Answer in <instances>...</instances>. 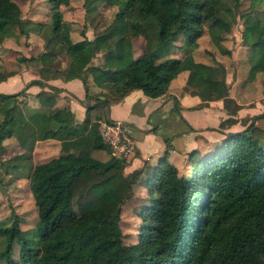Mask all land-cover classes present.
Here are the masks:
<instances>
[{"label": "trees", "instance_id": "16d2710c", "mask_svg": "<svg viewBox=\"0 0 264 264\" xmlns=\"http://www.w3.org/2000/svg\"><path fill=\"white\" fill-rule=\"evenodd\" d=\"M70 0H49L51 34L45 56L54 60L61 52H71V40L62 29L60 6ZM86 5H114V19L121 22L114 37L93 35L84 40L87 49L102 52L108 67L92 65L83 69L81 81L85 104L83 119L70 120L67 107L48 103L44 90L33 94L36 106H25V88L42 87V79L57 76V66H39V78L29 80L16 92H0V152L2 140L12 137L22 151L0 158L4 172L21 175L22 162L34 143L46 139L65 141L81 135L94 138L91 149L77 156L54 155L33 164L26 174L28 195L36 218L22 229V216L14 214L0 222V261L3 264H264V133L259 135L254 120L259 113L243 119L245 126L229 131L214 149L198 155L189 153L185 174L167 161L166 150L157 159L144 181L145 196L135 207L139 218L135 244H125L118 224L121 204L131 197V181L119 169L125 158L114 157L98 133L99 121L110 103L127 91L139 89L147 97L165 93L180 59L155 58L176 39H183L184 53L203 33H211L221 53L220 26L240 20L239 45L249 62L247 78L264 74V0H84ZM19 6L0 0V40L10 27L23 30ZM83 31H81L82 33ZM142 36L144 47L131 57V38ZM186 47H188L186 49ZM73 49V48H72ZM36 57L19 56V62ZM201 70V69H200ZM201 72V71H200ZM200 72L188 76L187 84L206 87ZM92 80V89L85 75ZM4 74L0 73V80ZM52 91L57 89L45 85ZM22 97V98H20ZM227 114L237 109L227 95L221 98ZM98 108L101 112L94 113ZM228 117L218 127L231 121ZM97 150H104L99 157ZM127 177V176H125ZM100 184L115 196L116 209L101 214L92 208V187ZM77 193L78 199L74 200ZM16 246V258L12 257Z\"/></svg>", "mask_w": 264, "mask_h": 264}, {"label": "rangeland", "instance_id": "374dc122", "mask_svg": "<svg viewBox=\"0 0 264 264\" xmlns=\"http://www.w3.org/2000/svg\"><path fill=\"white\" fill-rule=\"evenodd\" d=\"M13 1L19 6L20 15L24 19L23 30L25 32L20 33L19 29L13 26L9 29V36L0 40V73L3 74L10 71V69H17L18 65L33 66L29 61H17L19 56H33L36 57L35 65L42 63L45 60L44 52L47 51L45 43L51 34L49 0ZM225 1L231 3L233 0ZM247 2L248 0H241L240 6H245ZM68 5V7L60 6L61 9H59L62 13L61 20L64 22V30H66L70 40L71 38L83 36L80 31L87 32V35L91 37L99 34H106L109 37L116 35L117 29L121 24L120 21L114 19V14L117 11L116 6H107L102 3L86 5L84 0H70ZM207 25L208 23L203 25V33L196 39L197 42L194 46H189L186 53H184L183 39L179 37L170 46L164 48L155 58V61L180 59L178 68L172 77L173 85H185L188 76L204 69L203 71L208 78L206 87L195 88L191 84H186L188 89H196L197 96L201 100L222 98L224 95H230L236 99L241 97L242 101L250 99L251 105L249 106L252 107V113H264V74L257 72L252 79H248L246 68L249 62L246 52H243V50L236 52L235 50L233 58L230 57V52L221 53L219 47L213 43L211 33L206 32ZM240 29L238 17L233 23L221 25L219 28L220 47L230 51L233 45L239 41ZM73 41L72 39L71 43L74 44L71 45V49L74 48L76 50L78 44ZM130 41L131 57L134 58L135 54L144 47V39L138 35L132 37ZM197 45L198 47L195 48ZM83 46L85 45L81 44V47ZM61 58L62 55L59 54L58 59L61 60ZM202 59H207L208 61H206L207 64H202L203 67L199 68L198 64L201 63ZM227 78H230V81ZM255 122L258 123L256 127L259 135L262 136L264 133L262 128L264 127V118H257L254 120ZM219 143L220 139H215V144L209 150L216 148ZM91 148L92 144L90 142H81L66 149L62 155L77 156ZM1 149H4V151L0 152V158L22 151L17 148L16 141L12 137L2 140ZM205 151H200V154L205 153ZM57 152V146L53 142L38 141L34 143L29 157L22 162L21 177L17 178V173L13 172L6 174L3 168L0 167V222L10 221L14 214L22 216L23 221L20 223L22 229H27L34 222L36 210L28 195L26 174L33 164L43 161L47 157L54 156ZM97 153L101 157L105 155L104 150H97ZM197 154L200 155L199 153ZM169 160L173 165H180L178 163L180 160H175L172 157H169ZM151 168L152 166L145 165L142 172L132 179L130 187L132 190L131 197L120 206L118 224L125 244H135L139 222V218L135 215V207L145 196L144 181L151 172ZM123 178H128V176ZM92 189L95 196L92 208L101 214H112L117 205L115 196L111 192L104 190L100 184L94 185ZM78 198L76 193L73 199L77 200ZM12 257L16 258V246H14ZM0 264L3 263L0 261Z\"/></svg>", "mask_w": 264, "mask_h": 264}, {"label": "crops", "instance_id": "0c3cea01", "mask_svg": "<svg viewBox=\"0 0 264 264\" xmlns=\"http://www.w3.org/2000/svg\"><path fill=\"white\" fill-rule=\"evenodd\" d=\"M59 8L61 9V7ZM62 29L64 30L63 21ZM82 33L83 36L71 38V41L73 39V42L78 44L76 50L73 48L68 53H57L54 56V60H50L45 56V60L40 64L35 65L33 61L30 62L33 66L25 67L24 65H18L17 69H10V71L4 73V78L0 80V92H16L23 88L29 80L39 78L40 76L37 72L39 66H57V76L42 79L44 82L42 87L30 85L25 88L26 97L24 105L36 106L37 101L33 97V94L42 89L48 94V103L50 105L54 107H67L71 113L70 120L75 123L80 122L85 114V104L88 102L84 100V88L81 81L83 69L92 65L108 67L110 64V61L104 57L102 52L93 53L87 49V46L82 41H89L93 35L91 37L87 35V32ZM81 44L85 46L81 47ZM197 47L198 45L195 48ZM235 50L236 52H240L241 50L246 52L245 48L239 45V41L230 49L231 58H233ZM140 52L135 55L137 56ZM59 54L62 55L61 60L58 59ZM206 61L208 60L202 59L201 63H197L199 68L203 67L202 64H207ZM203 70L200 73L204 78H207ZM228 79L230 81V78ZM85 83L92 87L93 91L97 90L92 86L89 74L85 75ZM186 84L173 85L171 78L165 93L157 97H147L141 90L131 89L119 100L108 105L105 113L106 118L125 123L129 128V134L133 140L132 151L126 156L124 165L119 169L121 177L132 176L136 171L141 173L145 165H150L153 168L157 159L165 150L167 152V161H170L169 157L180 160L178 162L180 165H172L177 169L179 174H185L190 167L188 160L189 153H193L196 159L197 153L200 154V151H208L215 144V139L221 140L226 132L241 130L246 124L243 119L259 114L252 113V107L249 106L251 105L250 99L242 101L241 97L236 99L233 96L227 95L238 106L235 113L229 115L223 108L221 97L201 100L197 96L196 89L190 90L186 87ZM45 85L53 86L57 91H52ZM98 112H101V108H98L94 113ZM228 117H231L232 120L224 123L222 128L219 129V123ZM257 124L255 122L254 126H257ZM262 128L264 129V127ZM42 141L53 142L58 149L56 155H62L66 149L81 142H90L92 146L95 143L94 138L88 135H81L65 141L52 139ZM99 157L101 158L100 155Z\"/></svg>", "mask_w": 264, "mask_h": 264}, {"label": "built area", "instance_id": "2783aa9c", "mask_svg": "<svg viewBox=\"0 0 264 264\" xmlns=\"http://www.w3.org/2000/svg\"><path fill=\"white\" fill-rule=\"evenodd\" d=\"M98 133L112 156L126 158L132 151L133 140L129 128L122 121L109 119L101 121L98 125Z\"/></svg>", "mask_w": 264, "mask_h": 264}]
</instances>
